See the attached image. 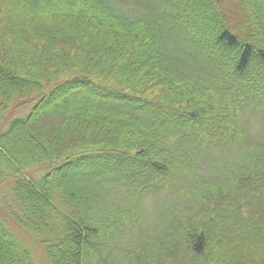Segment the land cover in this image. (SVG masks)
<instances>
[{
  "label": "trees",
  "instance_id": "obj_1",
  "mask_svg": "<svg viewBox=\"0 0 264 264\" xmlns=\"http://www.w3.org/2000/svg\"><path fill=\"white\" fill-rule=\"evenodd\" d=\"M122 1L0 0V264H115L165 193L128 264H264V0Z\"/></svg>",
  "mask_w": 264,
  "mask_h": 264
},
{
  "label": "rangeland",
  "instance_id": "obj_2",
  "mask_svg": "<svg viewBox=\"0 0 264 264\" xmlns=\"http://www.w3.org/2000/svg\"><path fill=\"white\" fill-rule=\"evenodd\" d=\"M231 1V0H225ZM120 7L123 11L137 14L138 8L136 2H131L130 0H123L120 3ZM258 110L253 115L250 116L248 121V128L246 134L248 136V141L250 143L249 147H256L260 143H264V103L258 105ZM20 111H27L22 110ZM201 177L207 178L210 181L216 179V174L220 171L215 170V166L212 164L204 163L201 166ZM221 173V172H220ZM99 198L98 206L99 213L101 217L109 216L113 214L118 207H122L127 210V206L132 204L130 200H135L131 197L129 189L127 187H121L114 182L106 181L103 183L101 193H97ZM170 194H157L155 196L151 195L146 199L142 205V226L140 228H129L127 231H116L112 232L114 236V246L112 247L111 255L115 264H128L127 260L123 258V253L132 250H137L139 246L143 244L146 246V242L155 237V233L160 230L165 224V218L168 216L169 211L172 207V200L169 201ZM97 197V198H98ZM133 204L132 206H135ZM111 259V260H112Z\"/></svg>",
  "mask_w": 264,
  "mask_h": 264
}]
</instances>
